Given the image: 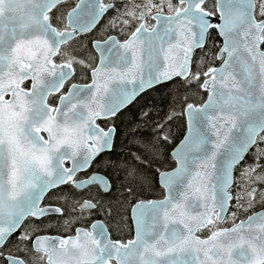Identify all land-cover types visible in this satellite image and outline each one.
<instances>
[{
    "label": "snow or ice",
    "instance_id": "snow-or-ice-1",
    "mask_svg": "<svg viewBox=\"0 0 264 264\" xmlns=\"http://www.w3.org/2000/svg\"><path fill=\"white\" fill-rule=\"evenodd\" d=\"M0 264H264V0H0Z\"/></svg>",
    "mask_w": 264,
    "mask_h": 264
}]
</instances>
